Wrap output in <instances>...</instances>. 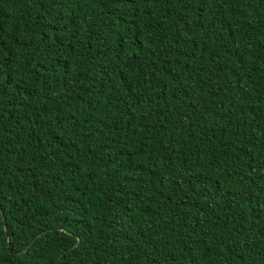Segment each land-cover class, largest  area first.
<instances>
[{"label":"trees","instance_id":"1","mask_svg":"<svg viewBox=\"0 0 264 264\" xmlns=\"http://www.w3.org/2000/svg\"><path fill=\"white\" fill-rule=\"evenodd\" d=\"M0 264H264V0H0Z\"/></svg>","mask_w":264,"mask_h":264}]
</instances>
